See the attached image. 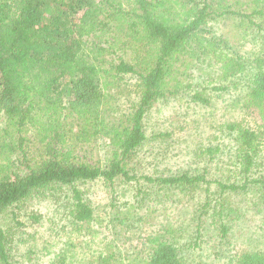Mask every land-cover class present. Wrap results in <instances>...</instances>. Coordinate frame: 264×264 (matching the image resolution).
<instances>
[{"label": "trees", "instance_id": "trees-1", "mask_svg": "<svg viewBox=\"0 0 264 264\" xmlns=\"http://www.w3.org/2000/svg\"><path fill=\"white\" fill-rule=\"evenodd\" d=\"M261 2L264 5V0H0V117L8 119L0 125V215L9 216L17 229L24 224L17 219L19 210L43 196L72 225L89 223L94 206L84 187L98 179L115 192L116 186L135 184L134 205L144 204L152 194L203 189L205 200L198 201L194 215L197 221L205 215L212 220L221 243L229 229L226 193H257L264 207V41L247 55L208 24L223 18L243 29L258 26L254 14L263 15L264 8L251 6L248 13L247 6ZM127 49L132 60L124 56ZM179 61L186 67L204 62L232 85L240 80L246 88L245 106L260 108L258 128L228 124L224 135L236 144L230 150L231 167L218 178L209 179L207 167L153 176L135 172L134 158L148 139L145 116L154 103L176 92L170 79ZM125 78L136 79L137 100L118 123L109 125L104 112L113 94L107 90ZM227 88L220 84L213 90ZM204 90L195 88L192 101L210 104ZM30 126L40 144L36 148L27 136ZM97 137L108 138L110 157L89 161L78 155L80 142ZM202 153L214 160L221 147L209 146ZM119 215V221L134 217ZM12 230L0 226V264H22L12 252ZM177 231L172 227L153 234L149 251L128 262L114 252L78 264H189L182 251L199 246L204 234L198 224L196 240L180 244ZM65 254L56 255V264H75ZM232 261L264 264V249L245 250Z\"/></svg>", "mask_w": 264, "mask_h": 264}, {"label": "rangeland", "instance_id": "rangeland-1", "mask_svg": "<svg viewBox=\"0 0 264 264\" xmlns=\"http://www.w3.org/2000/svg\"><path fill=\"white\" fill-rule=\"evenodd\" d=\"M251 6L264 8L262 2L259 5L250 3L248 13L253 11ZM254 21L259 25L246 29L236 27L233 21H224L223 18L208 25L213 24L214 34L226 35L240 52L248 55L260 48L264 41V14H254ZM126 51L128 54L124 56L132 60V50ZM116 56L109 57L116 59ZM184 69L186 73L182 74ZM171 76L170 88L177 90L154 103L145 116L148 139L134 158L135 172L153 176L207 167L209 179L218 178L231 167L230 159L234 151L230 150L236 144L230 136L224 135L227 134L228 124L238 123L256 129L261 125L260 108L245 106L248 102L246 88L240 84V80L236 85H232L230 80H220L217 78L218 71L204 62L186 67L185 63L179 61ZM220 84L227 85V90H213L215 85ZM195 88L200 91L206 89L203 92L210 99V104L192 101L191 94ZM107 91L113 97L105 106L107 112H104V117L111 125L118 123L122 112H130L132 103L137 100L136 79L125 78ZM7 122L6 116L0 117V125ZM26 131L27 136L34 140L33 147L40 146L34 136V128L26 127ZM106 139L97 137L89 142H80L78 155L89 161H104L112 151ZM215 145H220L221 154L211 160V156L202 151ZM261 155L264 159V151ZM31 156H35V153ZM261 168L264 170V167ZM135 186L121 184L115 187V192L105 187L102 180L88 183L84 187L85 195L94 206V217L89 223L72 225L67 215L55 212L51 199L42 196L31 199L24 209L19 210L17 219L24 222L19 228L16 229L17 225L7 215H0V226L6 230H16L12 252L22 264H56L59 257L56 258V255L60 251H65L68 260L75 264L98 260L114 252L128 262L133 257L146 254L149 251L148 238L163 232V229L177 227L175 236L180 244L189 239L195 241L198 224L204 234L198 241L199 246L182 251L189 264H233V258L245 250L264 249V207L257 193H226L225 208L227 206L228 210L225 214L230 213L226 219L229 229L219 243V237L215 235L219 236V231L213 232L215 224L212 220L205 215L197 221L194 215L197 204L205 200L207 192L203 189L190 194L174 190L160 197L152 194L144 204L134 205L137 203ZM117 215L120 218L127 215L134 217L119 221Z\"/></svg>", "mask_w": 264, "mask_h": 264}]
</instances>
